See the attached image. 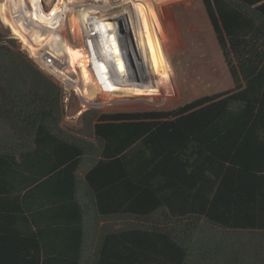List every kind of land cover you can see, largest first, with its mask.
Here are the masks:
<instances>
[{"label":"trees","instance_id":"16d2710c","mask_svg":"<svg viewBox=\"0 0 264 264\" xmlns=\"http://www.w3.org/2000/svg\"><path fill=\"white\" fill-rule=\"evenodd\" d=\"M202 1L233 87L90 137L0 30V264H264V0Z\"/></svg>","mask_w":264,"mask_h":264},{"label":"rangeland","instance_id":"374dc122","mask_svg":"<svg viewBox=\"0 0 264 264\" xmlns=\"http://www.w3.org/2000/svg\"><path fill=\"white\" fill-rule=\"evenodd\" d=\"M59 1H61V7L63 8L70 6L66 4L68 0H41V3L43 9L50 12L52 7ZM75 1L76 4L73 3L74 7L70 9L74 23V31L77 30L81 21H85L87 18L94 20L95 16L101 18V20H103H100L101 22H107L106 20L111 22L113 25L112 29L116 26L114 21H118V23L122 24V20L125 18L127 25H129V29L132 28L131 16H129L128 23L127 11H129V9L134 11V6L132 7L133 9L130 7L125 8V4L115 1L112 4L108 2L107 4L110 6L105 8V4L102 0ZM12 2L16 6L19 5L17 7L18 9L15 8L18 17L25 12L27 13L28 3L30 5V2L27 0H22L21 3L19 0H12ZM86 4H91L93 7L85 8ZM154 13L156 18L155 29L159 38L157 42L154 43L153 47L156 51V57L161 62L158 71L161 74L163 86L167 90V94L165 97L162 95L161 98H151L149 96L118 98L109 105H103V100L100 97L103 92L102 85H99L95 79L89 75L86 86L89 91L97 96L95 99L97 105L83 106L82 96L72 86L73 84L71 85L69 81L59 76V72L64 71L65 73L63 74L65 75L63 77L68 78V80L71 77L74 78V76L67 71V61L64 50H55L58 56L56 57V61L50 65L51 68H48L44 65L46 53L43 55V60L40 61L36 58L31 53V50H29L27 43L13 32L12 25L8 22L9 20H7V17H3L1 13L0 30L9 34L10 37L15 38L17 44L23 51L25 48L28 49V52L25 53L33 59L39 68L60 85L63 93L64 107L62 125L78 134L90 137L85 127L86 121L83 118L85 112L90 114L98 112V114H101L124 111L171 110L197 97L213 94L232 87V78L202 0L169 1L156 8ZM78 19L81 20L77 21ZM27 21L30 22L28 24H33L42 31L53 30L52 27H42V22H34L30 19ZM54 27V29H56L57 26ZM127 32L129 31L127 30ZM113 33L115 35L114 29ZM128 36L131 38L130 34ZM130 38L128 42L132 43L133 40L132 38L130 40ZM50 42L51 44H48L47 47L52 49L56 48L55 45L54 48L51 46L53 45V40ZM128 56L129 62H131L133 68H135L133 64L135 62L133 53H129ZM123 61L125 63V60ZM78 68L80 71H83L88 67L81 62ZM90 114L89 116H91ZM80 130H85V132L82 133Z\"/></svg>","mask_w":264,"mask_h":264},{"label":"bare ground","instance_id":"6f19581e","mask_svg":"<svg viewBox=\"0 0 264 264\" xmlns=\"http://www.w3.org/2000/svg\"><path fill=\"white\" fill-rule=\"evenodd\" d=\"M19 1L22 2V0ZM27 1L30 2L27 13L22 12L23 15L18 17L15 8L19 5L13 4L12 0H0V13L3 17H7L13 32L27 43L31 53L40 61L44 59L45 53L50 52L57 57L55 50H64L67 71L74 78L71 77L68 80L63 77L64 71L59 72V76L73 84L72 86L82 96L84 107L97 105L95 102L97 96L86 86L89 75L102 85L103 92L100 97L103 105H109L118 98L166 96L167 90L163 86L162 77L158 71L161 62L156 57L153 47L159 38L155 29L154 10L173 0H102L105 8L110 6L108 2L112 4L115 1L125 4V8L134 6V11L130 9L127 11L128 23L131 16L132 28L129 29L127 21L123 18L120 36L114 35L111 22H96L91 18L81 21L77 30L74 31L70 9L74 7L73 3L76 4L75 0H68L66 4L70 6L65 8L61 7V1H59L50 12L43 9L41 0ZM92 7L91 4L85 5V8ZM29 19L42 22V27H52L53 30L42 31L33 24H28ZM54 26H57L56 29ZM128 33L133 40L132 43L128 42L130 38ZM51 40H53L51 46L56 47L54 49L47 47L51 44ZM129 53H133L135 68L129 62ZM45 61L44 65L51 68L50 65L45 64ZM81 62L88 67L86 70H79L78 66Z\"/></svg>","mask_w":264,"mask_h":264},{"label":"built area","instance_id":"2783aa9c","mask_svg":"<svg viewBox=\"0 0 264 264\" xmlns=\"http://www.w3.org/2000/svg\"><path fill=\"white\" fill-rule=\"evenodd\" d=\"M101 18H97V16H95V19H94V21H97V22H101V21H103V20H101ZM106 21H108V20H106ZM115 25L116 26H114L113 27V29H114V32H115V35H121V32H122V28H123V26H122V24L121 23H118V21H115ZM112 29V30H113ZM105 37H106V35H105ZM45 64L46 65H51V64H53V62H55L56 61V57L52 54V53H50V52H48V53H46V55H45Z\"/></svg>","mask_w":264,"mask_h":264},{"label":"water","instance_id":"95a60500","mask_svg":"<svg viewBox=\"0 0 264 264\" xmlns=\"http://www.w3.org/2000/svg\"><path fill=\"white\" fill-rule=\"evenodd\" d=\"M24 52H28V49L25 48V49H24Z\"/></svg>","mask_w":264,"mask_h":264},{"label":"crops","instance_id":"0c3cea01","mask_svg":"<svg viewBox=\"0 0 264 264\" xmlns=\"http://www.w3.org/2000/svg\"><path fill=\"white\" fill-rule=\"evenodd\" d=\"M233 81V80H232ZM233 85H234V83H233ZM233 85H232V87H233Z\"/></svg>","mask_w":264,"mask_h":264}]
</instances>
